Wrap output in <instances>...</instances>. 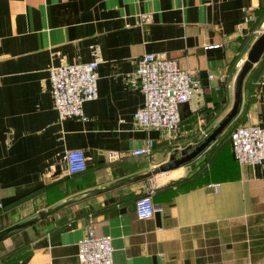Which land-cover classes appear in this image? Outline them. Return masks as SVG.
Masks as SVG:
<instances>
[{"label": "crops", "instance_id": "0c3cea01", "mask_svg": "<svg viewBox=\"0 0 264 264\" xmlns=\"http://www.w3.org/2000/svg\"><path fill=\"white\" fill-rule=\"evenodd\" d=\"M263 28L264 0H0V231L101 190L1 240L0 264H79L88 230L109 236L111 264H264V166L237 164L226 129L193 161L136 179L225 117L253 30ZM145 55L175 61L200 84V96L178 106L177 131L133 124L143 99L129 76ZM90 61L98 79L96 98L82 104L86 121H60L48 69ZM231 124L264 129V52ZM145 140L151 154L131 156ZM67 150L83 153L86 170L66 177L56 201L40 188L66 173ZM149 186L156 210L141 220L134 202Z\"/></svg>", "mask_w": 264, "mask_h": 264}, {"label": "built area", "instance_id": "2783aa9c", "mask_svg": "<svg viewBox=\"0 0 264 264\" xmlns=\"http://www.w3.org/2000/svg\"><path fill=\"white\" fill-rule=\"evenodd\" d=\"M251 20L252 16L249 15L246 21ZM148 22V15L140 16V23ZM262 31L253 30V34L259 37ZM96 68L97 62L90 61L48 69L52 106L60 121H86L82 104L96 98ZM129 77L143 99L141 107L132 117L135 127L143 132L177 131L180 123L178 106L193 101L201 94L200 84L193 74L179 69L175 61L162 56H141L135 61V68ZM208 78L211 79L212 76L209 75ZM229 144L237 164L264 166V129L255 125H237L229 133ZM152 146V140H145L140 148L132 150L130 154L134 157H148ZM64 165L67 174H81L86 170L85 157L80 150H67ZM152 192L153 187L149 186L145 194L136 198L134 213L138 219L153 216L156 208L151 201ZM76 247L79 264H111L109 236H96L88 230L77 241Z\"/></svg>", "mask_w": 264, "mask_h": 264}, {"label": "water", "instance_id": "95a60500", "mask_svg": "<svg viewBox=\"0 0 264 264\" xmlns=\"http://www.w3.org/2000/svg\"><path fill=\"white\" fill-rule=\"evenodd\" d=\"M264 51V28L261 33V35L253 42L250 49L248 50L246 54V58L236 76L235 82H234V91H233V100L232 105L228 113L225 115V117L216 125V127L207 135L204 137V139L195 146L190 151H183L180 153V156L178 158H174L171 156L169 158V161L166 162L163 165H160L151 171L147 172L146 174L139 176L136 179H147L151 177L154 174L167 172L170 170H173L179 166L185 165L191 161H193L197 156L202 153V151L210 144L212 143L216 137H218L233 121L235 118L238 107H239V101H240V87L241 83L245 77V75L248 73V71L251 69V67L258 61L260 55ZM101 190H95L91 192H87L83 195L79 196H73L72 198H69L63 202H60L59 204H56L46 210H42L36 213V216L26 222L19 223L16 225H13L11 227L6 228L2 233L7 234L15 231H20L22 229H25L26 227L36 223L37 221H40L42 219H45L49 216H52L56 214L57 212L63 210L64 208H67L68 206H71L73 204H76L82 200H85L92 195L99 193ZM0 235V240H1Z\"/></svg>", "mask_w": 264, "mask_h": 264}, {"label": "trees", "instance_id": "16d2710c", "mask_svg": "<svg viewBox=\"0 0 264 264\" xmlns=\"http://www.w3.org/2000/svg\"><path fill=\"white\" fill-rule=\"evenodd\" d=\"M264 52V51H263ZM235 127V126H234ZM234 127H232V124L230 125V126H228L227 128H226V131L228 132V138H229V133L231 132V130L234 128ZM78 174H67V173H65V172H63V176H61L60 178H57L55 181L57 182V184H55L54 186H52L51 188H44V187H42V188H40V193L42 192V191H52V193L53 194H56V197H57V200L56 201H58V200H60V199H62V198H64V197H66V195L65 194H61V192H59V191H55V189L58 187V186H60L62 183H64V182H66L67 181V178L66 177H74V176H77ZM39 190V189H38ZM136 200V199H135ZM55 201V202H56ZM52 203H54V202H52ZM51 203L50 204H48L46 207H48V208H50L51 206H53V205H55V204H53V205H51ZM48 208H46V209H48ZM64 209H66V208H64ZM63 209V210H64ZM42 220H44V219H42ZM42 220H40V221H42ZM39 222V221H38ZM35 224V223H34ZM34 224H32V225H30V226H33ZM62 224V223H61ZM30 226H28V227H30ZM4 230H1L0 231V235L2 236L1 237V240H3V239H5V238H7V237H9L10 235H12V234H14V233H16V232H18V231H15V232H11V233H7V234H4V233H2ZM0 240V241H1Z\"/></svg>", "mask_w": 264, "mask_h": 264}]
</instances>
